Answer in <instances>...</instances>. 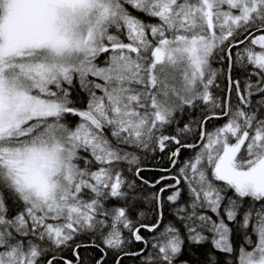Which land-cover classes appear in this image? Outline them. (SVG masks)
<instances>
[{
    "label": "snow or ice",
    "instance_id": "obj_1",
    "mask_svg": "<svg viewBox=\"0 0 264 264\" xmlns=\"http://www.w3.org/2000/svg\"><path fill=\"white\" fill-rule=\"evenodd\" d=\"M0 264H264V0H0Z\"/></svg>",
    "mask_w": 264,
    "mask_h": 264
},
{
    "label": "trees",
    "instance_id": "obj_2",
    "mask_svg": "<svg viewBox=\"0 0 264 264\" xmlns=\"http://www.w3.org/2000/svg\"><path fill=\"white\" fill-rule=\"evenodd\" d=\"M146 162L149 163V164L153 163V161L151 159L147 160ZM145 174L151 175L152 172H151V170H148Z\"/></svg>",
    "mask_w": 264,
    "mask_h": 264
}]
</instances>
